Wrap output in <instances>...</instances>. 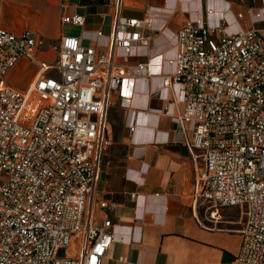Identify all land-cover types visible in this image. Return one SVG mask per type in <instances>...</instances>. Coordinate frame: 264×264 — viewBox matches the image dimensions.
Segmentation results:
<instances>
[{
	"label": "built area",
	"instance_id": "built-area-1",
	"mask_svg": "<svg viewBox=\"0 0 264 264\" xmlns=\"http://www.w3.org/2000/svg\"><path fill=\"white\" fill-rule=\"evenodd\" d=\"M122 2H106L113 19L104 52L67 35L54 47V64L37 57L38 35L0 28V264H103L113 246L112 204L97 191L101 156L112 144L111 95L131 79L157 75L156 63L132 66L126 56L148 44L159 14L126 16ZM255 3L235 13L246 23L235 32L224 17L208 20L212 8L204 16L195 9L176 31L171 71L158 74L182 95V111L170 115L178 141L201 151L194 200L239 209L236 258L246 264H264V2ZM62 22L83 26L85 16ZM21 58L40 64L26 90L8 81Z\"/></svg>",
	"mask_w": 264,
	"mask_h": 264
},
{
	"label": "crops",
	"instance_id": "crops-1",
	"mask_svg": "<svg viewBox=\"0 0 264 264\" xmlns=\"http://www.w3.org/2000/svg\"><path fill=\"white\" fill-rule=\"evenodd\" d=\"M264 0H256L263 3ZM214 10L208 20L224 17L228 31L244 29L235 18L242 4L227 0H123L126 16L153 18V33L146 46L135 44L126 56L129 65L140 61L157 64L150 78L136 77L111 95L108 130L112 144L101 156L98 195L112 204L108 210L114 243L103 264H246L237 260L242 217L235 206L217 210L194 200L201 151L188 149L173 131L170 115L181 112L184 103L175 84L162 85L160 73H169L166 59L175 54V34L195 9ZM79 13L83 26L63 23L62 18ZM124 15V14H123ZM112 9L107 3L83 4L81 0H0V28L21 33L32 31L42 39L36 54L54 64V48L67 35L78 36L97 54L109 45ZM103 36H98V31ZM115 60L125 52L116 47ZM40 64L21 58L8 74V81L26 90ZM167 106V113H165ZM133 127L132 130L130 128ZM191 136V124L187 125ZM131 193L134 198L131 199ZM122 257V259H121Z\"/></svg>",
	"mask_w": 264,
	"mask_h": 264
},
{
	"label": "trees",
	"instance_id": "trees-1",
	"mask_svg": "<svg viewBox=\"0 0 264 264\" xmlns=\"http://www.w3.org/2000/svg\"><path fill=\"white\" fill-rule=\"evenodd\" d=\"M83 4H103L106 3L107 0H81ZM252 0H248L247 3L241 2L240 4H250Z\"/></svg>",
	"mask_w": 264,
	"mask_h": 264
},
{
	"label": "rangeland",
	"instance_id": "rangeland-1",
	"mask_svg": "<svg viewBox=\"0 0 264 264\" xmlns=\"http://www.w3.org/2000/svg\"><path fill=\"white\" fill-rule=\"evenodd\" d=\"M227 1H231V2H235V3H239V4H240L241 2H243V3H247L248 0H227ZM255 5H256V6H257V5L259 6V5H261V3H255ZM110 7H111V9L113 10V5H110ZM240 9L243 10L244 7H243V8L241 7ZM123 14L125 15V14H127V12L124 11Z\"/></svg>",
	"mask_w": 264,
	"mask_h": 264
}]
</instances>
